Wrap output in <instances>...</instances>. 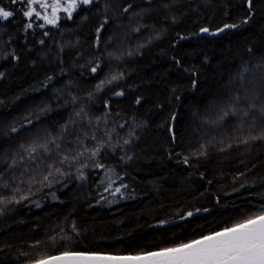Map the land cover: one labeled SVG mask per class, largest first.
<instances>
[{"label": "trees", "instance_id": "1", "mask_svg": "<svg viewBox=\"0 0 264 264\" xmlns=\"http://www.w3.org/2000/svg\"><path fill=\"white\" fill-rule=\"evenodd\" d=\"M111 2L116 5L131 2L140 15H125L119 21L110 22L104 33L105 37L112 36L107 50L97 51L92 44L94 29L100 21V13L95 10L86 22L62 21L59 29L36 27L35 34L32 30L24 34L22 18L7 25L0 23V56L12 51L20 56L19 61L11 57L0 59V72L5 73V78L0 80V135L14 121L17 126L24 123L27 113L39 114L38 107L44 104L50 105L51 110L41 114V119L53 130L58 123L73 117L74 110L81 106L95 122V117H103L104 100L109 99L113 113L108 117L109 122L119 111L118 122L127 120L131 124L132 117L136 116L137 122L147 124L142 131L138 130L140 138L131 146V161L120 163L118 156L103 157V162L114 168V172L96 170L87 181L73 178L66 188L57 185L52 191L59 200H53L50 192L47 195L37 192L28 201L9 205L10 210L0 215V248L3 249L0 264H24L25 257L20 253L29 250V243L43 239L58 225L63 227L66 220H75L82 231L79 240L71 242L72 246L134 252L190 239L227 222L235 214L234 206L258 204L264 197V141L238 144L235 120L217 127L203 123L208 115L207 106L213 99L219 100L221 92L228 91L227 81L250 59L246 47L264 43L260 40L261 28L250 25L219 37L197 36L173 48L171 43L177 31L191 34L202 25L214 28L226 21H238L239 0H168L170 8L163 7L165 0H152L151 5L148 0ZM226 9L230 10L229 17L223 15ZM242 14L241 10L239 15ZM173 16L176 23L172 22ZM256 19L257 24L264 21V12ZM137 26L140 32L133 31ZM45 30L50 31L49 37L42 35ZM155 33H160L159 39ZM40 39L46 43L40 45ZM193 49H203L210 57L206 64L197 62L200 82L196 91L190 89L189 77L178 72L171 59L177 55L187 63L191 58L185 53ZM129 51L133 53L131 56L127 55ZM90 62L101 64L96 74L90 73ZM116 72L125 74L120 81L125 97H114L111 91L105 90L86 105L71 103L73 95L86 99L100 79ZM253 72L259 74L264 68H252L247 75ZM46 76L54 79L43 88ZM235 86L239 87L238 81ZM247 86L259 88V85ZM173 88H176L175 94ZM176 94L180 100H176ZM137 95L145 97L138 108L132 104ZM173 111L177 114L175 125L180 137V143L175 145L169 142L167 125L160 127ZM256 115L259 123V113ZM125 132L126 129L120 130L121 136ZM27 135L22 132L17 141ZM220 140L226 143L231 140L232 148L218 151ZM205 141H213L209 146L210 155L208 159L201 158L198 165L186 167L176 163V156L172 159L167 156L169 148L188 154ZM241 171H246V175L239 176ZM116 172L129 185L122 189L123 197L104 191L101 183L107 182L109 176L115 180ZM200 172L213 183L201 181ZM119 183L116 180L113 187ZM241 183L247 187L240 188ZM35 201L42 206L36 207ZM197 207H206L209 211L196 213L188 220H180L176 215L181 209L195 211ZM159 220L169 223L159 227Z\"/></svg>", "mask_w": 264, "mask_h": 264}, {"label": "snow or ice", "instance_id": "2", "mask_svg": "<svg viewBox=\"0 0 264 264\" xmlns=\"http://www.w3.org/2000/svg\"><path fill=\"white\" fill-rule=\"evenodd\" d=\"M148 2L151 5L152 0ZM239 3L238 21H226L214 28L202 25L191 34H181L177 31L171 47L176 48L182 41L193 37H219L226 32L239 31L250 25L261 28L260 40L264 42V21L257 24L256 19L264 12V0H239ZM163 7L170 8L171 3L165 0ZM93 10L100 13V21L94 29L92 41L97 51L101 48L107 50L111 43L112 36L104 35L111 21H119L125 15L127 17L140 15L131 2L116 5L111 0H104L101 8V0H7V3L5 0H0V23L7 25L22 18L24 34L27 35L30 30L35 34L36 27L59 29L62 21L75 22L79 19L81 23L86 22ZM241 10L243 14L239 15ZM110 12L112 15H109ZM223 15L229 17L230 10L226 9ZM37 21L42 23L37 24ZM172 22L176 23L174 16ZM140 30L139 26L133 29L135 32ZM42 35L49 37L50 31L45 30ZM155 38L159 39L160 33H155ZM38 43L44 45L46 41L40 39ZM60 51H63L62 47ZM246 52L250 59L244 61L242 70L227 81L228 91L221 92L220 99H213L207 106L208 115L205 116L203 123L217 127L227 124L230 119L235 120L238 144L249 145L256 141H264V72L247 75L252 68L258 70L264 68V43L255 47L249 44ZM257 53H259L258 57ZM132 54L131 51L127 53L129 56ZM108 55L113 56V53L109 52ZM185 55L191 58L187 63L177 55H172L171 59L175 69L189 77L190 89L196 91L200 82L197 62L206 64L210 57L203 49H193ZM9 57L15 61L20 60V56L15 51L5 52L0 59L6 60ZM115 58L119 59V57ZM60 62L63 63L62 58ZM100 67L99 62L91 63L89 71L91 74H96ZM4 78L5 73L0 72V80ZM124 78L123 72L112 73L100 79L95 85L94 92H90L86 99L73 95L71 103L86 105L105 90L111 91L114 97L123 98L126 92L120 81ZM53 79V76H46L42 87L47 88ZM237 81L239 87L235 86ZM250 84L259 85V88L255 86L249 88L247 85ZM172 91L175 94L176 88ZM144 100V96L137 95L132 104L138 108L142 106ZM176 100H180L179 94H176ZM111 103V99L104 100L106 111L103 117H95V122L86 108L81 106L78 110H74L73 117L58 123L57 129L53 130L41 119V114L51 110L50 105L44 104L38 107L39 114L29 112L23 117L24 123L17 126L14 121L8 126L7 131L0 135V215H3L5 210H10L9 205H19L23 201H28L37 192L45 195L50 192L53 200H59L52 190L57 185L66 188L70 179L83 182L87 181L89 175L96 170L105 173L114 172V168L103 162L104 156H118L120 163H127L133 159V155H129L131 146L140 138L138 130L142 131L147 124L145 121L137 122L136 116L132 117L131 124L127 120L118 122L121 118L119 111L109 122L108 117L113 115ZM157 107L163 108V105ZM257 113H259V123H257ZM176 120L177 114L173 111L160 125V127L167 125L169 142L173 145L180 143ZM124 129L126 132L121 136L120 130ZM22 132L28 135L17 141V137ZM13 141H16L14 146H12ZM212 143L213 141L199 143L188 154L169 148L167 156L169 159L176 156L177 164L192 167L198 165L201 158H209V146ZM3 145L11 147L4 148ZM232 146L231 140L227 143L220 140L218 151H228ZM86 169L89 171L86 172ZM245 175L246 171L239 172V176ZM115 176V180L109 176L107 182L101 181L104 191H110L113 196L123 197L122 189H127L129 185L124 183V176L119 172H116ZM199 179L206 180L209 185L213 183L204 172H200ZM116 180L120 183L113 187ZM245 187H247L245 183L240 184V188ZM34 203L38 208L42 206L38 201ZM216 203H220L218 196ZM234 209V216L218 227L206 232L202 231L199 235L178 243L134 252L89 249L87 245L82 248L72 246L71 242L79 240L82 231L75 220H66L63 227L58 225L43 239L31 241L28 245L29 250L21 252L20 255L25 257L24 264H264V197L258 204L248 202L247 206H234ZM201 211L208 212L209 209L206 207L203 209L197 207L195 211L181 209L176 215L180 220H188ZM168 223V220H159L157 226L164 227ZM2 251L3 249L0 248V252Z\"/></svg>", "mask_w": 264, "mask_h": 264}]
</instances>
